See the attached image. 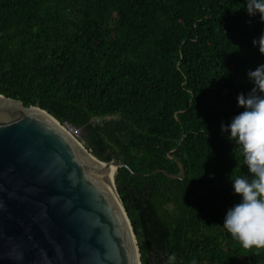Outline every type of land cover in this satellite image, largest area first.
I'll return each instance as SVG.
<instances>
[{"label":"trees","instance_id":"obj_1","mask_svg":"<svg viewBox=\"0 0 264 264\" xmlns=\"http://www.w3.org/2000/svg\"><path fill=\"white\" fill-rule=\"evenodd\" d=\"M262 34L246 0H0V95L124 163L114 183L141 264H264L223 227L241 199L231 176L249 174L221 130L264 65Z\"/></svg>","mask_w":264,"mask_h":264},{"label":"water","instance_id":"obj_2","mask_svg":"<svg viewBox=\"0 0 264 264\" xmlns=\"http://www.w3.org/2000/svg\"><path fill=\"white\" fill-rule=\"evenodd\" d=\"M124 166L97 160L47 112L0 95V264H141L114 183Z\"/></svg>","mask_w":264,"mask_h":264},{"label":"clouds","instance_id":"obj_3","mask_svg":"<svg viewBox=\"0 0 264 264\" xmlns=\"http://www.w3.org/2000/svg\"><path fill=\"white\" fill-rule=\"evenodd\" d=\"M246 7L249 16L259 14L264 22V0H246ZM253 45L264 55V34ZM247 75L254 86L247 95L237 97L244 111L229 125H221L222 132H230V140L239 146L249 174L231 176L234 192L241 199L227 210L223 227L243 248L264 249V65ZM175 260L172 254L166 264H175Z\"/></svg>","mask_w":264,"mask_h":264},{"label":"built area","instance_id":"obj_4","mask_svg":"<svg viewBox=\"0 0 264 264\" xmlns=\"http://www.w3.org/2000/svg\"><path fill=\"white\" fill-rule=\"evenodd\" d=\"M62 125V128L65 130L67 134H69L74 140H76L78 143L81 142V131L79 128L74 127L73 125L64 122Z\"/></svg>","mask_w":264,"mask_h":264},{"label":"bare ground","instance_id":"obj_5","mask_svg":"<svg viewBox=\"0 0 264 264\" xmlns=\"http://www.w3.org/2000/svg\"><path fill=\"white\" fill-rule=\"evenodd\" d=\"M91 159L94 160L93 158H91ZM101 167H104V165H102ZM110 183H111V182H110ZM109 186L111 187L110 190H111L113 196L115 197V192H114L112 186H111V185H109ZM115 198H116V197H115Z\"/></svg>","mask_w":264,"mask_h":264},{"label":"rangeland","instance_id":"obj_6","mask_svg":"<svg viewBox=\"0 0 264 264\" xmlns=\"http://www.w3.org/2000/svg\"><path fill=\"white\" fill-rule=\"evenodd\" d=\"M81 145L84 147V145L81 143ZM85 148V147H84Z\"/></svg>","mask_w":264,"mask_h":264}]
</instances>
